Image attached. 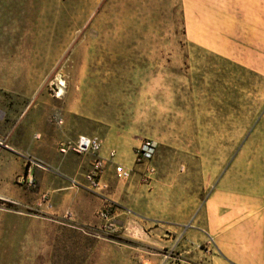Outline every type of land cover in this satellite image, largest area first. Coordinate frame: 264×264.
I'll list each match as a JSON object with an SVG mask.
<instances>
[{
  "label": "rangeland",
  "instance_id": "374dc122",
  "mask_svg": "<svg viewBox=\"0 0 264 264\" xmlns=\"http://www.w3.org/2000/svg\"><path fill=\"white\" fill-rule=\"evenodd\" d=\"M0 75L130 169L95 192L93 156L26 149L0 264H213L203 208L233 158L264 187V0H0Z\"/></svg>",
  "mask_w": 264,
  "mask_h": 264
},
{
  "label": "crops",
  "instance_id": "0c3cea01",
  "mask_svg": "<svg viewBox=\"0 0 264 264\" xmlns=\"http://www.w3.org/2000/svg\"><path fill=\"white\" fill-rule=\"evenodd\" d=\"M5 83L0 75V199L5 197L7 181L13 178L9 165L14 164L18 173L24 164L26 149L33 150V155L47 163L49 159L43 157L41 149L56 150L60 142L80 136L61 127L64 122L61 116L56 119L62 124H57L55 118V123L48 119L53 110L50 104L45 105L27 90L13 91ZM57 154L60 157L51 159L52 164L73 161L68 157L73 154ZM236 159L237 156L222 174L203 208L206 235L214 248L211 261L213 264H264V187L258 186L257 168L247 172L231 170ZM245 173L247 179L243 183ZM51 189L61 192L71 188L56 185ZM66 214L72 216L73 212Z\"/></svg>",
  "mask_w": 264,
  "mask_h": 264
},
{
  "label": "built area",
  "instance_id": "2783aa9c",
  "mask_svg": "<svg viewBox=\"0 0 264 264\" xmlns=\"http://www.w3.org/2000/svg\"><path fill=\"white\" fill-rule=\"evenodd\" d=\"M57 124H62L60 119H56ZM102 149L101 140L92 136H77L73 141L60 142L57 148V152L61 156H66L68 154L78 155V156H93V161L89 170L84 174V181L87 183L89 189L95 192L102 191L106 188L102 185V177L105 168L109 165H113L114 176L121 181H126L130 178V169L126 168L124 165H119L116 163V155L113 151L108 153L107 158H102L100 152ZM154 148L151 144L146 141L142 144L140 148L135 151V161L138 164H144V162H149L152 158ZM149 172H153L151 167L148 169ZM102 220H107V212H100L99 214Z\"/></svg>",
  "mask_w": 264,
  "mask_h": 264
}]
</instances>
